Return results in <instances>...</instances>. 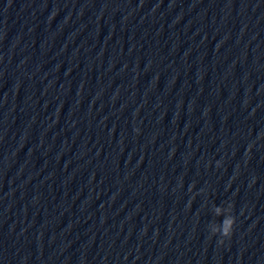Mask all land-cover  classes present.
<instances>
[{"label": "clouds", "instance_id": "clouds-1", "mask_svg": "<svg viewBox=\"0 0 264 264\" xmlns=\"http://www.w3.org/2000/svg\"><path fill=\"white\" fill-rule=\"evenodd\" d=\"M220 162L217 161V166L219 167ZM226 210L228 211L229 215L225 221L220 223L224 224L225 226L221 228L219 225L214 227L210 232V236H218V243L221 245L225 243L226 240H230L236 225V217L233 215V205L231 203L227 204ZM222 209L220 206L216 208V214L219 215Z\"/></svg>", "mask_w": 264, "mask_h": 264}]
</instances>
